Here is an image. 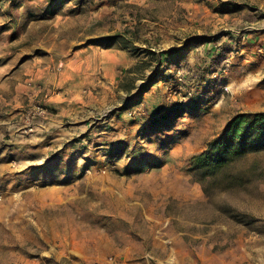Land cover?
Instances as JSON below:
<instances>
[{
    "label": "rangeland",
    "instance_id": "rangeland-1",
    "mask_svg": "<svg viewBox=\"0 0 264 264\" xmlns=\"http://www.w3.org/2000/svg\"><path fill=\"white\" fill-rule=\"evenodd\" d=\"M14 2L17 6L19 0ZM153 5L157 15L166 16L175 11L177 18L149 21L140 18L130 24L122 17L124 14L136 12L141 17L147 11L121 2L115 4L107 22L95 21L99 31H112L111 44L117 40L127 47L132 59L140 61L137 78L143 82L144 92L157 82L166 84L155 85L152 94L138 93L137 98H128L123 105L127 115L122 116V127L110 124L98 132L100 137L105 136L100 140V149H93L92 134L85 132L77 137L84 136L82 150L78 151L82 160L91 155L92 149L91 156L100 158L132 156L133 152L163 156L159 150L164 148L156 145L166 146L172 138L158 129L165 126L163 130H166L172 116L163 115L175 104L190 105L201 98L208 106L218 103L234 115L264 113V64H261L264 62V0H154ZM73 9L70 5L65 13ZM30 17L20 24L19 31L33 19L29 31L36 33L20 36L21 41L15 47L19 61L43 55L47 52L44 44L49 51H57L50 48L60 37L52 31L57 27L55 21L38 19L36 15ZM78 25V21L66 20L60 31H72ZM167 29L190 31L184 41V36L175 37L184 44L185 52L178 53L165 46L156 58L154 52L147 50L146 47L157 49L158 43L169 40L166 32L148 36L143 48L132 44L138 40V31ZM215 31L218 32L212 35ZM253 33L257 34L256 38ZM63 39L67 42L66 37ZM248 39L253 41L254 55L259 61L260 71L253 73L243 64L240 68L237 58L245 54H236V51L241 53L238 48L246 45ZM24 42L33 47L26 49ZM198 47L205 53L219 51L210 59V65L204 66L206 69L200 67L209 79L202 91L199 88L203 83L192 81L181 61L189 55L191 65L197 62ZM8 50L6 46L0 48V63L10 56ZM162 57L170 62L161 63ZM180 72L186 77L184 82L178 80ZM106 109L100 111L105 115L100 117L101 121L106 119L107 124L118 120L119 115L111 116L112 110ZM135 123L142 127H133ZM131 143L134 146L130 150ZM229 160L216 175L197 171L189 182L176 187L166 186L158 176H147L150 167L143 168V163L112 164L99 159L92 171L89 167L92 165L80 160L75 176L69 173L71 165L67 164L33 167L29 169L32 179L27 183L33 187L31 195L25 202L16 200L18 206L9 216L5 210L7 199L3 197L0 264H264V150L249 151ZM3 185L5 188L6 184ZM52 189L56 191L52 195L61 192L65 200L61 196L56 202L50 201L55 197L46 198ZM28 203L34 206H29L30 209L26 207ZM175 234L180 244L173 243ZM167 249L177 251L181 258L184 255V260H163L161 257L166 256L161 252Z\"/></svg>",
    "mask_w": 264,
    "mask_h": 264
},
{
    "label": "crops",
    "instance_id": "crops-1",
    "mask_svg": "<svg viewBox=\"0 0 264 264\" xmlns=\"http://www.w3.org/2000/svg\"><path fill=\"white\" fill-rule=\"evenodd\" d=\"M121 2L132 8L138 7L147 11L141 17L137 16L136 12L128 11L127 14H124L122 17H125L130 24H135L140 18L142 21H149V19L175 20L177 18L175 11H170L166 16L153 12L154 0H19L17 6L14 0H0V48L6 46L7 49H10L8 50L10 56L5 62L0 63V89L2 90L0 91V197L2 198L0 199V210L4 207L3 197L6 196L7 216L15 211L18 206L16 203L19 200L25 202V198L31 195L30 190L33 187L27 185L32 179V171L29 169L44 164L71 165L72 172L69 173L75 176L79 171L80 160L92 165L89 166L92 171L95 169L94 163L99 159L102 163L110 162L112 164L143 163V168L150 167L147 176L150 174L152 177L157 178L158 176L166 182V186L174 185L176 187L181 182L192 178L190 172L192 157L204 152L208 145L220 136L228 120L234 116L232 110L227 112L224 110L225 108L218 106V103L208 106L201 102V98L197 102H191L190 105L175 104L169 108L168 114H165V117L172 116L166 130H163L165 126L158 129L159 132L170 134L168 137L172 138L170 142L166 143V146H162L161 143L156 145L164 148L163 151L158 149L163 156H153L148 153L135 154V152L132 156L108 155L103 158L91 156L94 155L93 149L101 148L100 140L105 139V136L100 137L98 133L100 130H105L110 124L115 128L122 127V116L127 115L123 105L128 98H137L136 94L138 93L152 94L155 85L166 84V82H157L151 86L149 91L144 92L143 82L137 78V66L140 61L132 59L128 55L127 47L122 46L117 40L115 44L110 43L112 31H99L95 26V21L107 22L112 16L115 4ZM70 5L74 8L73 12L65 13ZM85 5V9H82ZM35 15L38 19L48 20L49 18L55 21L54 24L57 27L52 31H55V35L60 37L56 38V44L54 43V47L50 48L57 51H49V48H46L44 44L47 52H43V55L19 61V57H16L19 52H15V47L21 41L20 36L30 37L36 33V31H29L33 19L26 24L24 29L21 28L22 31H19V26L21 23L25 24L24 21L29 20L30 16ZM66 20L78 21L79 25L72 28V31H60ZM249 28L254 30L253 26ZM155 30L161 29L156 28ZM38 31L40 35L41 29L39 28ZM162 32L170 35V39L164 43H158L157 49L146 47L147 50L154 52L156 58L159 57L158 53L165 50V46L178 53L180 50L185 52L184 44L180 40L176 41L175 37L184 36L182 38L184 41L185 35H187L186 37L190 36V31H173L171 29L146 31V33L138 31V40L132 41V44L143 48L149 41L148 36L162 35ZM217 32L215 31L212 35ZM62 36L66 37L67 42H64ZM252 36L256 38L257 34L253 33ZM154 41L157 42V40ZM24 45H26L24 46L26 49L33 47L32 44L25 42ZM197 49L199 50L197 62H193L191 65L189 62L192 59L189 55H186L181 61L188 77L192 81L203 83L202 88H199L202 91L201 89L206 87L209 82L207 75L202 74V69H206L204 66L210 65V59L218 55L219 51L213 49L205 53L203 49L199 47ZM238 50L241 53L236 51L237 55L245 54V57L237 58L240 59L238 60L240 68L243 64L247 70H250V73L255 70L260 71L257 65L259 61L254 55L253 41L248 39V43L242 45V48H238ZM214 53L215 55H213ZM47 54L49 56H46ZM160 60L161 63L170 62L164 60L163 57ZM212 83L218 84L219 82L212 81ZM37 104L45 107L46 113L36 118L33 121V131L26 133L23 130L27 122L26 111ZM105 109L112 110L111 116L119 115L118 120L107 122V124L106 119L101 121L100 117L105 115L100 111L103 112ZM96 115L100 116L96 117ZM133 127L142 126L135 123ZM85 132L87 135H93L94 147L91 155L88 154L85 156L86 159L83 157L84 160H82L78 151L82 150L80 146L84 136L81 139L76 138ZM104 132L102 131V133ZM139 133L142 132L139 131ZM88 144L91 145V142ZM133 146L134 144L131 143L130 150ZM147 162H153L156 165L150 166ZM131 169L135 168L131 167ZM3 184H6L5 188ZM53 191L55 190H50V194L46 198H55L48 200L56 202V198L60 196L62 200H65L61 192L52 195ZM16 200L17 202H15ZM31 205L34 206L32 203H28L26 207L30 208ZM10 225L14 227V224ZM173 243L180 244L178 234H175ZM162 253L166 256V258L161 257L163 260L172 262L184 260V255L181 258V254L177 251L167 249L162 250ZM33 263L30 262V264Z\"/></svg>",
    "mask_w": 264,
    "mask_h": 264
},
{
    "label": "trees",
    "instance_id": "trees-1",
    "mask_svg": "<svg viewBox=\"0 0 264 264\" xmlns=\"http://www.w3.org/2000/svg\"><path fill=\"white\" fill-rule=\"evenodd\" d=\"M257 150H264V113H238L204 152L192 157V177L197 171L216 175L229 159Z\"/></svg>",
    "mask_w": 264,
    "mask_h": 264
},
{
    "label": "built area",
    "instance_id": "built-area-1",
    "mask_svg": "<svg viewBox=\"0 0 264 264\" xmlns=\"http://www.w3.org/2000/svg\"><path fill=\"white\" fill-rule=\"evenodd\" d=\"M259 50H261V49H259ZM178 74H180V76H178V80L181 82L182 81L184 82V78H186L185 75H183V73L181 74V72ZM188 95H190V93H188ZM45 113H46L45 107H43L42 105H39V104L33 105L29 109H27V111H26L27 122H26L25 128L23 129L24 132H26V133L32 132L34 129L33 121L36 118L45 115Z\"/></svg>",
    "mask_w": 264,
    "mask_h": 264
}]
</instances>
